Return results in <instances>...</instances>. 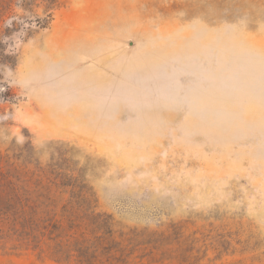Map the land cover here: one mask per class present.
<instances>
[{"label": "rangeland", "instance_id": "374dc122", "mask_svg": "<svg viewBox=\"0 0 264 264\" xmlns=\"http://www.w3.org/2000/svg\"><path fill=\"white\" fill-rule=\"evenodd\" d=\"M0 184V264H264V0H0Z\"/></svg>", "mask_w": 264, "mask_h": 264}, {"label": "trees", "instance_id": "16d2710c", "mask_svg": "<svg viewBox=\"0 0 264 264\" xmlns=\"http://www.w3.org/2000/svg\"><path fill=\"white\" fill-rule=\"evenodd\" d=\"M44 187L42 186L35 192L37 194L34 196V192L24 189L20 184H0V232H3L4 227L7 226V233L16 235L18 238H29L31 241L39 238L35 232L46 229V226L42 224L46 220L38 217L45 213L42 209L49 207L52 203L49 201V193L45 194L43 191ZM89 208L90 202L86 195L73 193L72 198L63 205L61 218L56 219L55 225L57 226L54 230L56 227L63 230L65 228L63 224L66 223L68 240L77 244L78 239L75 234H69V231L79 228L80 224L77 222L76 214L87 211ZM46 213L49 214V212ZM85 250L89 249L84 245L82 251Z\"/></svg>", "mask_w": 264, "mask_h": 264}]
</instances>
